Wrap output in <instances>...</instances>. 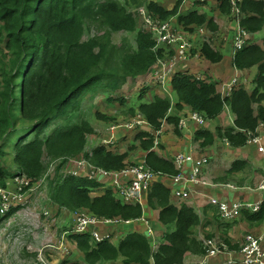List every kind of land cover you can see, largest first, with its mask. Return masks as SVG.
Here are the masks:
<instances>
[{
	"label": "trees",
	"instance_id": "trees-1",
	"mask_svg": "<svg viewBox=\"0 0 264 264\" xmlns=\"http://www.w3.org/2000/svg\"><path fill=\"white\" fill-rule=\"evenodd\" d=\"M131 2L146 3L147 13L153 19L165 22L171 18L176 28L187 29L195 38H198L194 34L197 27L204 23L212 25L209 12L199 14L197 7L196 11L186 9L178 14L179 0L171 8L153 0H0V186L10 197L17 188L6 183L9 177L20 173L38 180L53 160L88 157L83 150L87 136L94 129L83 117L71 120L79 111V98L86 90L108 87L102 83L107 78L118 85L127 78L143 77L164 55L163 48L154 49L152 34L140 30L137 18L127 11L125 5ZM239 5L243 13L240 26L251 35L261 31L264 0H242ZM217 7L222 13H231L229 0H221ZM88 23L99 25L103 32L82 40ZM235 28L234 25L230 38L235 36ZM118 31L136 33L133 49L118 51L111 40L112 33ZM249 40L232 56L231 64L240 71L256 69L250 91L247 82L240 78L239 84L227 96H222L215 82H208L209 76L197 80L181 70L183 73H176L170 81L176 94L173 104L170 99L157 95L144 100L147 86L143 88L138 95L142 102L137 107L149 125L136 127V140L138 153H146V164L154 172L167 177L178 173L171 159L159 155L158 150H151L150 130L160 129L165 120L179 135L177 113L184 109L196 111L205 119L215 118L225 107L233 114V122L226 127H195L193 137L202 152L222 138H227L231 147L245 146L247 134H257L259 124H264V40L263 45ZM199 56L218 62L223 55L204 44L199 48ZM172 105L173 114H168ZM134 110L130 109V116L135 115ZM59 117H62L61 123L47 131L48 124ZM122 129L117 133L120 143L128 139L129 129ZM129 144L135 147V140ZM105 148L101 144L92 151L89 160L95 167L118 171L127 166L128 150L115 154ZM8 154L15 167L13 171L3 165ZM247 165V161L235 159L226 173L243 170ZM105 183L82 175L61 179L55 176L50 180L48 195L50 201L72 213L80 214L78 210L85 209L98 219L116 218L121 221L117 225L119 230L125 227L123 221L142 217L140 204L117 199ZM170 200L171 190L164 182L154 181L148 190L147 202L158 211L159 221L170 229L156 253L151 254L149 241L138 232H127L116 242L106 239L97 243H92L88 234L74 235L82 262L68 264H151V255L154 264H183L186 253H203L201 242L193 236L200 223L199 215L186 203L176 206ZM12 211L2 215L0 204V223ZM216 212L213 215L217 218ZM240 219L250 227L262 224L264 200L258 211H242ZM224 243L231 248L238 246L231 243L227 233Z\"/></svg>",
	"mask_w": 264,
	"mask_h": 264
},
{
	"label": "rangeland",
	"instance_id": "rangeland-1",
	"mask_svg": "<svg viewBox=\"0 0 264 264\" xmlns=\"http://www.w3.org/2000/svg\"><path fill=\"white\" fill-rule=\"evenodd\" d=\"M123 2L125 0H119ZM145 2L147 0H139ZM156 1L158 4L166 7L171 8L177 0H153ZM179 7H178V14L182 12V9L187 6L186 4H182L181 0ZM195 1V0H194ZM218 2V3H217ZM221 4V0H215L212 4L213 7H205L203 9L199 8L197 13L203 14L204 11L209 12L211 16L210 20H212V25H208L204 23L202 26L197 27L202 29L204 35L209 39L210 45L215 47L218 53L221 50L220 43L215 44L212 42L211 35L215 34V39H220L225 35V31L230 32L231 28L235 25L236 22L230 20V14L222 13L218 5ZM146 5V3H145ZM144 4L135 5L131 2L130 5H125L128 12L132 13L137 18L138 28L144 29V21L142 17L139 15V10L142 9L146 12ZM201 3L198 4L200 6ZM182 6V8H181ZM196 11L195 8L192 9ZM243 17V14L241 18ZM208 19V17H207ZM215 25V26H214ZM214 27V28H213ZM182 29V27L178 28ZM184 33L188 31L182 29ZM102 29L99 25L95 26L92 23H88L85 25V31L82 35V40H86L87 38L102 33ZM135 32H125V31H118L113 32L111 35L112 42L117 46L118 51H122L125 49H133L135 47ZM226 36V35H225ZM195 38V36L193 37ZM222 39L221 41H224ZM227 40V39H226ZM225 40V41H226ZM232 38H230V42ZM254 43H258L263 45L264 40V28L256 33L252 38L250 36V40ZM227 42V41H226ZM0 50L1 45H0ZM233 55V51L230 54V57ZM209 67V62L206 61L205 58H198V59H191L185 64L184 70L190 73L193 72H201L204 73L206 69ZM256 71V69H255ZM255 71L247 76L246 72L239 71L238 73L233 74L230 77L236 76L237 83L239 84V80H243L247 82V89L250 91L251 86L253 84V76ZM179 71L176 70L172 75L165 86H162L160 83L154 82L152 79V74L148 73L145 76L136 77V78H127V80L123 84L116 85L112 83L111 79L107 78L102 81V83H106L108 87L106 88H94L91 90H86L81 97L79 98V111L73 114L71 120L75 121L78 120L80 117L87 119L92 127H93V134L88 135V153H92L95 147H99L103 142H100V139L106 135L108 132V136L110 137V132L108 131L110 127L113 125L119 124L118 128H114L115 132V142L114 146H108L110 152L112 153H124L125 149L128 150L130 157L128 158L129 161L131 160H139L144 153L139 152V141L136 139V135L138 134L135 129L136 127H140L138 125L132 127L128 131V139L120 143V140L117 136V133L122 131V127L126 123H130L132 120L130 117V109L135 108L134 112L137 116L139 113L138 104L142 101L139 100V94L147 86V90L143 95L144 100H150L153 98L154 95L159 97L168 98L173 103L176 101V94L173 91L171 86V79L172 77L178 73ZM183 73V72H179ZM185 74V73H184ZM200 79H205L204 75L200 76ZM241 78V79H240ZM232 79V78H231ZM231 79L224 82L220 85L216 84L214 79L208 80L215 82L216 87L218 88L217 91H220L224 96H227L229 89L228 84ZM147 81V82H145ZM234 81V79L232 80ZM227 83V84H226ZM226 84V85H225ZM231 90V89H230ZM230 93V92H229ZM255 107V105H254ZM173 109V105H172ZM178 112V115H181V118H184L186 121V125H191V129L196 127V124L190 119V112ZM99 115V116H98ZM135 116V117H136ZM114 117V119H112ZM134 118V117H133ZM233 114L231 113L230 109L227 108L226 115L219 114L213 119H206L203 127L210 128L213 126L221 125L226 127L233 122ZM62 121V117L57 118L56 120L50 122L47 126V131H50L54 126L59 125ZM225 122V123H224ZM145 126L141 127L144 128ZM125 132L123 131V139H124ZM135 140V147H131L129 144L130 141ZM221 142L216 143L215 151H221L223 149ZM254 144L246 145L244 151H248ZM119 146L124 147L125 149L120 148ZM177 144L173 140H170L168 143L167 148L164 150L160 149L159 153L167 158H173L176 152H181L177 149ZM253 149V147H252ZM106 150V148H105ZM256 151V150H255ZM206 152V151H204ZM209 153V151H208ZM225 157L223 161L219 162L220 169L217 172L214 180L220 177L226 178L227 181L234 183L236 186L242 187L244 185L249 187H254V185L263 177L264 175V157L259 151L253 152L251 160L256 166H253L252 169L250 165H247L241 172L238 174L231 173L226 174V171H223V167L230 165L232 159L235 157L234 153L229 151H225ZM169 156V157H168ZM218 156V154H217ZM216 156V157H217ZM252 163V162H250ZM8 171H13L15 169L13 163L11 162V157L9 154L5 157V164H3ZM188 165L185 163L183 168ZM190 165V164H189ZM9 168V169H8ZM256 169V170H255ZM59 170V169H57ZM53 170L50 166L47 172L44 174V179L41 178L39 182V187L35 188L32 187L27 191L25 179H18L9 177L7 180V184L10 186L12 182H15L17 185V189L13 190V198L19 199L22 205H19L16 201L12 202L11 205L16 207V213L10 215L8 218L0 223V264H34L37 261V257L41 253L42 259L47 262L48 264H53L56 260L54 256L55 248L62 247L64 251H62L61 256L63 254H69L71 251V257L63 262V257H61L60 264H67L69 262H82L80 258L82 256L81 252L76 249L75 243H65L64 239H60L61 237V230L68 229L71 226V221H76L78 216L73 214L67 208H60L56 204H52L49 199L48 195V186L50 180L55 177L56 171ZM60 172H68L65 169L59 170ZM85 176V175H82ZM100 175H97L93 178H97ZM168 181V182H166ZM166 186L168 188H172L175 186L173 181L169 178L166 179ZM223 181V180H220ZM106 189L111 190L115 197H118L117 191L115 186L112 183V178H109L106 181ZM214 195L221 196L222 194L227 195L228 192H224L221 189H215L212 191ZM4 193V188L0 186V200L3 201L2 194ZM145 199L142 202V209H143V218L139 220L132 221L129 225L124 227V231L119 230L110 231L108 234L109 241L116 242L118 239H121L126 235L127 232H138L143 234L147 240L149 241L152 249L154 252L158 250V245L163 242V238L166 233L170 232L169 226L164 225L158 219V211L152 209L147 202L148 191L145 192ZM172 202V200H170ZM14 211V212H15ZM13 213V212H11ZM219 219V218H218ZM237 219L241 220L240 217ZM233 221H213L214 226H211L209 230H205L204 228L200 230L199 226L197 225L194 229V236L200 242L202 239L212 238L210 241V247L213 248H220L221 244L224 243V239L226 238V233L231 231L232 235L235 237L233 240L230 239L232 244H240L243 242L245 234L253 233V235L257 237H261V244L264 248V222L258 225L257 229L254 227L248 226V224L243 221V225L245 228L241 229L238 226L236 220ZM228 223V224H227ZM219 227V229H218ZM202 228V227H201ZM212 235V236H207ZM199 237V238H198ZM231 237V236H230ZM157 244V245H156ZM202 247V244H201ZM191 256V258L187 261L186 264H194L195 262H203V257ZM229 260L227 255L224 254H216L214 257L208 258L206 262L203 264H226ZM101 264V263H100Z\"/></svg>",
	"mask_w": 264,
	"mask_h": 264
},
{
	"label": "built area",
	"instance_id": "built-area-1",
	"mask_svg": "<svg viewBox=\"0 0 264 264\" xmlns=\"http://www.w3.org/2000/svg\"><path fill=\"white\" fill-rule=\"evenodd\" d=\"M215 0H181L182 4H186L182 11L184 10H192L193 8L197 7L198 9L205 8V7H213L212 4ZM231 4V16L230 19L236 22L235 28V36L232 38L231 48L233 51V55L237 50H240L250 36V32L248 33L244 28L240 26V20L242 16V11L240 8V3L242 0H229ZM201 3L200 6L198 4ZM182 8V6H181ZM230 14V13H229ZM139 15L142 17L144 21V29L150 31L152 33L155 45L154 49L163 48L164 55L159 57L156 63L152 66V69L149 73L152 74V80L156 83H160L162 86H165L167 81L169 82L171 75L176 71L183 68V66L188 62L191 58H200L199 53L192 52V49L195 46V39L194 36L190 35L189 32L184 33L182 29H178L173 25V21L169 18L165 22H161L159 19H153L147 11L140 9ZM187 30V29H185ZM232 30V28H231ZM188 31V30H187ZM199 38L200 43H206L211 48L215 49V47L210 45L209 39L204 35L202 29H197L194 33ZM215 34L211 35L212 42L218 44V42L222 39H227L224 35L219 40L215 39ZM216 50V49H215ZM193 56V57H192ZM200 74L196 75V79H200ZM234 79V81H232ZM237 77L233 76L232 79L227 82L229 92L231 91L236 83ZM147 82V81H145ZM226 83V84H227ZM225 84V85H226ZM228 92V93H229ZM227 93V94H228ZM223 95V94H222ZM224 96V95H223ZM170 111V109H169ZM140 113V112H139ZM132 117L130 123H126L123 128L130 129L136 125L143 127L148 126L149 124L140 113L136 117ZM134 117V118H133ZM190 119L196 124V126H203L205 123V117L196 111H190ZM165 121V120H164ZM163 121V122H164ZM186 121L184 118H180L178 122V127L180 129L185 128ZM119 124L113 125L108 130L110 132V137L108 136V132L106 135L100 139L103 145L106 146V149L109 150L108 146H114L115 142V132L114 128H118ZM259 128L264 129V124H259ZM162 132L161 129H158L154 132L150 130L152 133L153 138V148H156L159 144V135ZM261 136L260 135H249L248 134V144L257 145V150L259 152L264 153V145L261 144ZM222 142L227 147L229 146V142L226 138H222ZM197 156V157H196ZM208 161V158L204 154H185L184 152H177L173 158L172 162L175 166V169L178 171L176 175H172L171 177H167L160 173L154 172L151 168H149L145 161V155L140 158L139 160L130 162L124 168L118 171H108L103 168L95 167L91 164L84 156L80 158H67L64 163H62V159H56L48 163L47 170L49 166L55 171L57 169H65L68 172H60L57 170V174L61 177H65L67 175L72 176H79L85 175L89 178H93L97 175V179H109L112 178V183L116 188L118 198L124 201V203H133V202H140L144 196V193L149 190L151 184L156 180H163V178H169L175 184V190L171 191L174 199L176 202L180 203L184 200H189L194 192V189L199 186H208L211 187L212 184L206 179L207 177L203 174V166ZM185 163H189L191 166V170L189 174L184 175L182 173L183 166ZM47 172V171H46ZM45 177V176H44ZM44 177L42 179H44ZM14 178L18 179H25V184L27 191L32 188H38L39 182L32 180L31 178L25 177L24 175H17ZM10 186H14L17 188L15 182H12ZM214 186H220L216 184ZM227 187H233L231 184H227ZM247 189L254 190V192H263L264 193V176L257 184L256 187H247ZM3 201L0 200L1 204V213L5 214L8 209L12 206L11 203L16 201L19 205H22L19 199H15L12 196L10 197L9 194L3 193ZM205 199L208 203L217 207V213L219 218L222 221H232L241 215L242 211L248 210L250 212H256L260 209V206L264 200V194L260 196L258 199H236L232 201H228L226 199H216L215 197L204 195ZM16 213V212H15ZM78 219L74 221L73 227L70 231H64L61 235L60 239H64V234L67 233H83L89 226L94 227L92 230V235L97 241H101L103 239L108 238V234L110 231L104 230L102 231V226L112 223L115 220L112 219H98L91 214H87L84 212H80V214H76ZM129 222V221H126ZM99 229H96V227ZM212 238L202 239V250L203 253L198 257H203V262H206L208 258L214 257L216 254H224L227 255L229 260L226 264H264V248L261 244V237H257L253 235V233L245 234L244 240L242 243L238 244L237 248H231L227 244L222 243L220 248H213L210 247V241ZM55 252L54 256L56 260L53 264H59L58 255L62 254L64 248L59 247L51 250ZM152 252L153 249H152ZM62 257V256H61ZM152 261V259H151ZM203 262H195L194 264H203ZM34 264H48L45 262L42 257L41 253L37 257V261Z\"/></svg>",
	"mask_w": 264,
	"mask_h": 264
},
{
	"label": "crops",
	"instance_id": "crops-1",
	"mask_svg": "<svg viewBox=\"0 0 264 264\" xmlns=\"http://www.w3.org/2000/svg\"><path fill=\"white\" fill-rule=\"evenodd\" d=\"M231 33H232V30L230 32L225 31V35L228 38L227 42L220 43L221 53L223 55L222 60H220L218 62H210V61L206 60L209 62V67H208V69L205 70L204 73L193 72L191 74H200V75H204V77H205V75H207L210 77L209 80H212V78H213L214 81L216 82V84L220 85V87H221L222 83H224V82H226L232 78L230 76H232L233 74L238 73L240 71L238 69H235L231 64V57H230L231 47L229 44V39L231 37ZM251 37L253 38L254 34L251 35ZM254 71H255V68H252L251 70L242 71V72H246L247 76H249ZM216 89L218 90L217 87H216ZM218 92L222 95V93L220 91H218ZM226 110H227V107L224 108V110L222 111V114L226 115ZM183 112H190V110L184 109L181 112V114H184ZM169 114H173V109L170 111ZM177 115H178V113H177ZM178 116L180 117L181 115H178ZM213 127H210L208 129H211ZM194 131H195V128L191 129V125H187L182 130L179 129V135H177L175 132H173L172 124L165 121L162 125V132L159 135L160 148H158L157 150H160V149L164 150V148H167L169 141L173 140L177 144V146H176L177 149H179L181 152H184L185 154H193L195 156V155L204 153V154L208 155V157H209L208 163L203 166V174L207 177L206 179L212 184V186L211 187H208V186L206 187V186H202V185L197 186L194 189L192 197L189 200H186L184 203H186L188 206L192 207L194 209V211L200 216V224H199L200 230H202L204 228L205 230L210 231L209 228L211 226H214L213 221H219L220 219H218V217L216 218L213 215L214 210H217V209L214 205L207 202L204 195H209V196L215 197L216 199H220V200L226 199L228 201H232V200H236V199L239 200V199H246V198L256 200L264 194L263 192H254V190L247 189V187H249V186H246V185H244L242 187L236 186L234 183L227 181L225 176L222 178L219 177L217 179V181L213 179V178H215L217 172H220V173L222 172V171H218L220 169L219 162L223 161L224 157L226 156L224 153L225 151H229L230 154L231 153L235 154V157L232 159V161L235 159L245 160L248 162V165H250L251 168L253 169L254 168L253 166H256V165L251 160V157L253 155V152L257 151V145H253L252 146L253 149L251 147L248 151H244L245 146L250 145V144L246 143L245 146L236 147V148L232 147L231 149H227V148L223 147L222 144H220V145H222L223 149L221 151L216 152L215 151V145H216V143H218V142H216L214 145L205 149L204 151H206V152H202L201 150H198V147H197L198 143H197V141L194 140V137H193ZM257 135L261 136L260 142L264 143V129L259 128L257 130ZM208 151H209V153H208ZM217 154H218V156H217ZM159 155H161V154L159 153ZM161 156H163V155H161ZM263 157H264V155H263ZM250 162H252V163H250ZM229 167H230V165H229ZM229 167L226 166V167H223L222 169H223V171L224 170L227 171V169ZM190 170H191V166L188 163V165H186L183 168L182 173L184 175H187V174H189ZM239 172H241V170L236 171L237 174ZM226 174L228 175V173H226ZM166 179L167 178H163L164 184H166V182H168V181H166ZM261 179H259V181L254 185V187L257 186V184L260 182ZM220 180H223V181H220ZM216 184H219L220 186H214ZM227 184H231V185H233V187L232 188L227 187L226 186ZM218 188L224 192H228V194L227 195L222 194L221 196H216V195L212 194L213 193L212 191L215 189H218ZM170 189L173 192V190H175V187L173 186ZM171 199H172L173 203L176 202V200L174 199V197L172 195H171ZM236 222L238 223V226L241 229L245 228V226L243 225V223H244L243 221L237 219ZM214 224L216 225V223H214ZM255 228L257 229L258 227H255ZM122 229L124 230V227ZM218 229H219V227H218ZM227 236L231 240H233L235 238L232 235L231 231H229L227 233ZM192 255L196 256L197 254L191 253V252L186 253L184 255V258H183V264H186Z\"/></svg>",
	"mask_w": 264,
	"mask_h": 264
},
{
	"label": "clouds",
	"instance_id": "clouds-1",
	"mask_svg": "<svg viewBox=\"0 0 264 264\" xmlns=\"http://www.w3.org/2000/svg\"><path fill=\"white\" fill-rule=\"evenodd\" d=\"M145 9H146V7H145ZM147 11V10H146ZM141 30H146V29H141ZM150 32V31H149ZM151 33V32H150ZM152 34V33H151ZM250 36H251V34H250ZM250 36H249V38H250ZM152 39H153V36H152ZM228 39V38H227ZM227 41V40H226ZM225 40L224 41H219V42H221V43H225L226 42ZM218 42V43H219ZM194 43H195V46H194V48L192 49V52L193 53H195V52H198L199 53V48L201 47V46H203L204 44H206V43H200L199 42V38H196L195 39V41H194ZM229 44H230V47H231V42H230V39H229ZM206 45H208V44H206ZM209 46V45H208ZM210 47V46H209ZM211 48V47H210ZM212 50H214V51H217V50H215V49H213V48H211ZM220 51V53H221V50H219ZM238 51V50H237ZM230 52L232 53V48L230 49ZM235 54V53H234ZM233 56V55H232ZM232 56H231V58H232ZM193 57V56H192ZM191 59H198V58H191ZM190 59V60H191ZM187 63V62H186ZM184 68H185V65L183 66V68L182 69H180L181 71H185L184 70ZM185 72H187V71H185ZM187 73H189V72H187ZM189 74H191V73H189ZM191 75H193V76H195V79H196V75L197 74H191ZM201 76V75H200ZM197 80H205V79H197ZM171 101V100H170ZM171 104H173V102L171 101ZM170 111H171V108H170ZM170 111L168 110V114L170 113ZM141 113V112H140ZM180 118L181 117H179V120H180ZM164 120H162V125H163V123L165 122H163ZM179 122V121H178ZM177 128L178 129H180L179 127H178V123H177ZM161 129V128H160ZM182 130V129H181ZM88 137V136H87ZM247 137H248V134H247ZM154 138V137H153ZM227 139V138H226ZM158 140H159V143H160V139L158 138ZM228 140V139H227ZM220 142L222 143V145H223V147H225V148H227V149H231L232 147H231V145H230V143H229V146L227 147L226 145H224L223 144V142H222V139H220ZM229 142V141H228ZM262 145H264V143H261ZM87 147H88V141L86 140V145H85V147H84V150H83V152L84 153H86V154H88V157H86V156H84L89 162H90V158H91V155H92V153H88V151H87ZM158 148H160V145L158 144V146L156 147V148H153L152 147V149L151 150H157ZM233 148H235V147H233ZM106 150H108V149H106ZM258 151V150H257ZM143 153H144V155L146 156V153L144 152V151H142ZM158 153H159V150H158ZM259 153H261V154H263L264 155V153H262V152H259ZM204 154V153H203ZM143 155V156H144ZM204 155H206L207 156V158L209 159V157H208V155L207 154H204ZM142 156V157H143ZM80 157H83V156H80ZM80 157H78V158H80ZM141 157V158H142ZM67 158H69V157H65V158H63V157H61V159L62 160H66ZM167 158V157H166ZM169 159H171L172 160V158H169ZM134 161H136V160H134ZM130 162H133V160H131V161H129V163ZM91 163V162H90ZM208 163V161L206 162V164ZM92 164V163H91ZM47 171V170H46ZM46 171L43 173V175L41 176V178L44 176V174L46 173ZM17 175H24V174H20V173H17V174H15L12 178H14L15 176H17ZM25 176V175H24ZM55 176H57V177H60V179L61 178H65V177H68V176H72V175H67V176H65V177H61V176H59L58 174H57V172H56V174H55ZM264 176V175H263ZM25 177H27V176H25ZM29 178V177H28ZM40 178V179H41ZM262 178V177H261ZM97 179V178H96ZM39 180V179H38ZM38 180H36V181H38ZM108 179L106 178V179H104V180H101V179H97V181L98 182H106ZM159 180V179H158ZM157 180V181H158ZM160 181H162V182H164L163 180H160ZM152 185V184H151ZM150 188H151V186H150ZM149 188V189H150ZM170 189V188H169ZM171 190V189H170ZM148 191V190H147ZM172 191V190H171ZM145 195L146 194H144V196H143V198L141 199V201L140 202H133L132 204H134V203H138V204H140L141 206H142V202H144V199H145ZM171 195H172V193H171ZM173 196V195H172ZM117 199H119L118 197H116ZM119 200H121V199H119ZM186 200H184V201H182V202H180V203H184ZM53 205L55 204L54 202H52V201H50ZM176 204V206H177V204H180V203H178V202H175ZM216 207V206H215ZM13 209V213H11L10 215H12V214H15V210H16V207H11L10 209H8L7 211H6V213H8V212H10L11 210ZM216 209H217V207H216ZM15 211V212H14ZM78 212L80 213V212H84V213H87V211L85 210V209H80V210H78ZM5 213V214H6ZM217 213V212H216ZM242 213V212H241ZM5 214H2V215H5ZM73 214H75L76 215V213L74 212ZM87 214H90V213H87ZM9 215V216H10ZM92 215V214H91ZM8 216V217H9ZM217 216H218V213H217ZM7 217V218H8ZM240 217V216H239ZM143 218V215H142V217L141 218H139V219H142ZM199 218H200V216H199ZM218 218H219V216H218ZM238 218V217H237ZM236 218V219H237ZM116 219V218H115ZM115 219H112V220H115ZM139 219H136V220H139ZM220 219V218H219ZM5 220V219H4ZM4 220H3V222H4ZM221 220V219H220ZM235 220V219H234ZM133 221H135V220H133ZM233 221V220H232ZM119 222H121V221H117V220H115L114 222H112V223H108V224H106V225H104V226H102V231H104V230H108V231H116V232H118V227H117V225H118V223ZM124 223H125V226H127V225H129L130 223H132V221H129V222H126V221H123ZM73 223H74V221H71V226H70V228H68V229H63V230H61V232H62V234H63V232L64 231H70L71 230V228L73 227ZM200 224V223H199ZM199 226V225H198ZM123 228V227H122ZM94 229V227H92V226H89L87 229H86V231L85 232H83V233H80V234H78V233H67L66 235L64 234V241H65V243L67 242V243H75L76 244V241H75V239L73 238V236L74 235H85V234H88L89 236H90V239H91V242L92 243H97V242H102L103 240H106V239H103V240H101V241H97L95 238H94V236L92 235V230ZM96 229H99V227L97 226L96 227ZM122 231H124L123 229H122ZM125 232V231H124ZM61 234V235H62ZM194 236V235H193ZM195 237V236H194ZM196 238V237H195ZM161 244V243H160ZM157 245V244H156ZM158 248H159V245H158ZM76 249H77V247H76ZM150 249H151V254H153V253H156V252H152V247H151V245H150ZM72 252H74V251H71L69 254H63V262H66L65 260H67L68 258H70L71 256V254H72ZM202 254V253H201ZM201 254H199V255H201ZM198 255V254H197ZM58 259H59V264H60V261H61V255H58ZM151 259H152V261H151ZM150 261H151V264H154V258H153V255H151L150 256ZM68 264V263H67Z\"/></svg>",
	"mask_w": 264,
	"mask_h": 264
}]
</instances>
